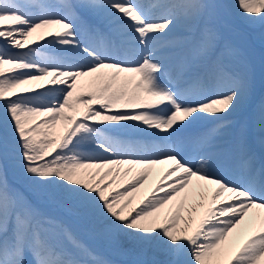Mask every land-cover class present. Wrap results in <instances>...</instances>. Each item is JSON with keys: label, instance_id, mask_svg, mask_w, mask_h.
I'll return each mask as SVG.
<instances>
[{"label": "snow or ice", "instance_id": "1", "mask_svg": "<svg viewBox=\"0 0 264 264\" xmlns=\"http://www.w3.org/2000/svg\"><path fill=\"white\" fill-rule=\"evenodd\" d=\"M151 7L158 12L136 0H0L3 146L11 137L31 184L55 189L107 236L162 250L170 264H264V169L254 167L243 141L226 172L216 168V138L248 97L250 77L225 63L218 34L202 23L204 0ZM238 8L264 25V0H238ZM179 25L185 35L172 38ZM86 33L101 42H85ZM45 46L54 54L45 55ZM257 111L264 130V100ZM199 121L213 126L176 135ZM122 131L147 132L155 143L141 149L119 138ZM165 163L151 194L130 207L148 171ZM136 166L146 171L112 188ZM86 255L0 177V264H85L78 256Z\"/></svg>", "mask_w": 264, "mask_h": 264}, {"label": "bare ground", "instance_id": "2", "mask_svg": "<svg viewBox=\"0 0 264 264\" xmlns=\"http://www.w3.org/2000/svg\"><path fill=\"white\" fill-rule=\"evenodd\" d=\"M141 1H142L141 5L146 11L153 13L158 12V9H153L151 7L153 4L157 3L158 0H141ZM49 2L55 3L56 0H49ZM69 2L74 3L75 0H71V1L69 0ZM204 2L208 3L209 0H204ZM213 6L219 7L221 13L225 15L228 22L223 21L221 22L220 26L217 27L216 25L209 24L207 18H203L202 23H208L218 34V38H219L218 50H224V49L227 50V54L225 55V63L235 72L242 74L246 73L250 77L251 85H253L254 75L256 73L258 66L254 58V48L250 40L253 39V37H251L253 33H256L260 30H264V25L251 24L247 20H245L244 15L242 14L241 10L238 8V0H215ZM33 11H36V9H33ZM230 22H237L236 23L237 26L245 27L248 33H250V35H248L250 40L245 34L241 33L240 30L237 31L235 28H233ZM90 23L100 33L103 34V39L105 41H111L109 40V37L106 34V28H103L101 23L97 21H90ZM259 25L260 27L257 28ZM178 27H181L184 30L183 25H179ZM225 28L232 29L233 32L226 33L224 32ZM182 35H185V31L179 32L178 34H175L173 32L172 38L179 37ZM82 38L85 40V42L88 43L101 42V38L92 33H86V36ZM29 39L31 40L33 39V37H30ZM12 51H16V50L13 49ZM261 54H262V50H261ZM237 112L238 111L236 110V108H234L229 113L228 116L233 115ZM238 119L240 124L239 140L243 141L244 143L243 131L245 129H244L243 119L242 118L241 119L238 118ZM227 121H229L228 118ZM208 123L209 121H199L194 125H202V127L199 130L201 131L204 128H209L213 126ZM205 124H207V126H204ZM57 132H59V128H57ZM106 134L110 136L117 135V133L113 132L112 130L106 131ZM190 134H192V131H189L188 128H186L181 130L176 135H180V137H186ZM147 136H148L147 132H142L134 135L123 131L119 133V138L130 139L134 141L141 149H149L151 145L155 143L154 137L151 136L147 138ZM9 139H11V137H9L8 140ZM240 142L238 143V146ZM0 143L2 144V146L4 145L2 131H0ZM10 145L11 147H8L7 150L3 148V152L5 153L6 151L7 154H12L13 158L5 162L0 161V177H2L4 170H7L8 173L11 175L15 174L16 176H18L19 180H21L23 184L26 185L27 192L35 197L40 208H42L43 206H48L51 208V210H54L55 208L57 209L58 207L63 206V204L66 205L68 202L62 200L59 196H57L55 193V189H53L52 187L49 186L47 188L40 189V188H36L31 184L30 178L26 174H24L23 170L16 163V159L13 151L14 145L12 143V139ZM169 166L170 165L168 163L160 164L153 166L152 169L148 171L147 180L143 184L138 186L131 193L132 204L130 205V207L137 206L140 200L146 198L148 195L151 194V189L159 182L160 177L163 175L164 170H166ZM124 167L126 166H120L121 172H123ZM258 170H260V168ZM133 171H135L134 175H138L146 171V169H144L143 166H136L133 168ZM131 178L127 176H123V177L117 176L116 182L113 184L112 188L116 189L117 187H119V185L127 182ZM70 207L75 209L72 205H70ZM77 217L79 218L80 223L83 225L82 233L91 234L88 237H93L92 240H96L101 245L104 244L105 247L109 249V253L106 252L107 255H104L101 258H91L88 264H96L97 261H99L100 264H126V262H131V261L137 262L138 260H144V259H151L156 264H170L172 258L168 256L164 251L158 250L153 247L139 248L135 246L128 238L122 235L107 236L104 234L103 230L99 225L93 224L91 221H89L79 213L77 214ZM88 237H86L85 239H88ZM181 259H183V257Z\"/></svg>", "mask_w": 264, "mask_h": 264}, {"label": "rangeland", "instance_id": "3", "mask_svg": "<svg viewBox=\"0 0 264 264\" xmlns=\"http://www.w3.org/2000/svg\"><path fill=\"white\" fill-rule=\"evenodd\" d=\"M212 1L213 3H215V0H212ZM204 16L208 19L209 24L216 25L217 27L220 26V23H218V19L219 18L223 19V14L219 10V8H216V7L210 10L206 9ZM231 24L234 25L235 23L232 22ZM259 27L260 25L257 28ZM239 28H240V32L245 34L247 37L248 35H250V33H248L247 29H245L244 27H239ZM238 30L239 29H237V31ZM224 32L231 33L233 32V30L229 28H225ZM251 37H253L251 41H253L255 57L260 62V67L258 68L260 70V73H257L259 74L258 75L259 86L257 87H260L264 90V54H262L263 56L261 57L260 54L258 53L260 49L256 47V44H257L261 49H263V53H264V31L260 30L258 31V33H255V35L252 34ZM42 51L48 54L54 53L52 50L47 49V46H45V49ZM257 87L255 88V91L251 90L252 89L251 87L248 97L238 102L235 107L237 111L242 112L241 115L244 116V122L246 123L248 127V129L245 128V131L243 133H244L245 141L248 142L250 153H252L251 147H254V146H258L259 149L262 152H264V147L260 145V141L264 139L262 135L264 130L260 128L259 120L257 119L256 113H253L251 111L252 108L254 107V102L252 101V99L254 98L255 92H256L255 97H257ZM226 118H228L230 123L221 130L220 134L216 138V145L217 147L229 146L230 150L234 148L233 152H235L236 149L232 143L235 142L238 136L237 133H239V128H238L239 124L238 122L235 123L237 115L236 114L230 115V116H227ZM250 126H252L253 128H250ZM197 128H200V127H197V126L193 127V130ZM107 131H111V130H107ZM10 142H11V139L8 140V147H11ZM3 148L4 147L0 143V161L1 162L9 161L10 159L13 158V156L12 154L5 155V153L3 152ZM133 174H134V171L128 173L127 177L131 178ZM2 178L7 181L8 185L11 188L16 189L20 193H22L45 216L51 217L52 219L56 221L58 220V222L72 234L74 239L77 240L81 245H83L84 248L88 250L89 255L82 256V257L78 256V258L83 259L85 261V264H88L91 258H101L102 256L107 255L106 252L109 253V249H107L104 244L101 245L96 240H92L93 237H88L91 234L82 233L83 225L80 223L79 218L77 217L78 211L76 209L71 208L69 203H67L66 205L63 204V206H60L57 209L55 208L54 210H51V208L48 206H43L42 208H40L35 197L27 192L26 185H24L23 182L19 180L18 176H16L15 174L11 175L8 173L7 170H4L2 174ZM18 185H21L23 190H20L22 188H19ZM86 237H88V239H85ZM126 264H156V263L152 261L151 259H144V260H138L137 262L135 261L126 262Z\"/></svg>", "mask_w": 264, "mask_h": 264}]
</instances>
